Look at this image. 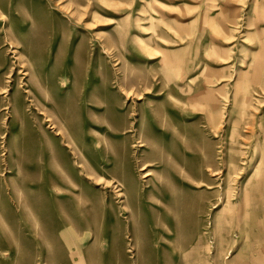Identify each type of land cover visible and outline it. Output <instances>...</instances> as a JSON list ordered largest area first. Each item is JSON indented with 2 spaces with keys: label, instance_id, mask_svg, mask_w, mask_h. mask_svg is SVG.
<instances>
[{
  "label": "rangeland",
  "instance_id": "1",
  "mask_svg": "<svg viewBox=\"0 0 264 264\" xmlns=\"http://www.w3.org/2000/svg\"><path fill=\"white\" fill-rule=\"evenodd\" d=\"M183 263L264 264V0H0V264Z\"/></svg>",
  "mask_w": 264,
  "mask_h": 264
},
{
  "label": "bare ground",
  "instance_id": "2",
  "mask_svg": "<svg viewBox=\"0 0 264 264\" xmlns=\"http://www.w3.org/2000/svg\"><path fill=\"white\" fill-rule=\"evenodd\" d=\"M66 78V77H65ZM66 80V79H65ZM66 83V82H65ZM65 86V85H64ZM3 90V89H2ZM128 93V92H127ZM143 143V142H142ZM141 142L138 144V146H142ZM148 165L146 162H144L143 164H141L140 166V170H142V176H148L150 175V172L148 170ZM63 171V170H62ZM98 181L99 182H104V183H110L109 181H107L105 178H103L102 176H99L98 178ZM97 181V182H98ZM73 184V182H72ZM54 195L56 196L57 199H61L63 196H71L72 195V189L70 188V182L67 181V185L62 181L61 178H59L56 183L54 184ZM124 196V199L126 197V192L123 194ZM122 196V197H123ZM227 199V198H226ZM225 199V200H226ZM53 201H54V198H53ZM60 202V201H59ZM151 202V201H150ZM61 203V202H60ZM60 207H62L61 205H59ZM122 207V206H121ZM162 208V207H161ZM125 211V210H124ZM57 215V214H56ZM59 215V214H58ZM67 217H64L62 215H59L57 217V224L58 226L60 227V235L61 237L65 238V241L67 243V245H69L71 247L72 244H76L78 242H76L75 240H78V239H81L79 238V234H77V230L72 226V222L70 221L69 222V219H68V222L69 223H66L67 222ZM127 223V222H126ZM132 223V222H131ZM65 226V227H64ZM64 227V228H63ZM87 230V229H86ZM92 232V231H91ZM156 232V231H155ZM163 233L160 231V235H162ZM164 236V235H163ZM166 236V235H165ZM88 237V236H86ZM158 241V240H157ZM78 246V245H76ZM104 247V246H103ZM107 250V249H106ZM184 264V263H183Z\"/></svg>",
  "mask_w": 264,
  "mask_h": 264
}]
</instances>
